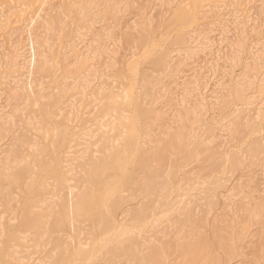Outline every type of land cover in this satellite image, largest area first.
Returning a JSON list of instances; mask_svg holds the SVG:
<instances>
[{"label": "bare ground", "instance_id": "obj_1", "mask_svg": "<svg viewBox=\"0 0 264 264\" xmlns=\"http://www.w3.org/2000/svg\"><path fill=\"white\" fill-rule=\"evenodd\" d=\"M66 1L69 27L59 14L43 15L47 0L27 6L14 0L7 9L13 14L0 9V50L6 55L0 88L14 83L4 94L16 103L15 116L0 110V264H254L256 253L247 258L236 243L257 225L249 246L259 247L264 258V44L249 53L246 43L247 29L258 34L264 0H207L202 12L199 0L173 8L167 24L182 28L174 30L175 43L146 56L152 71L141 81L138 65L126 64L127 83L117 86L107 75L117 69L109 47L121 5L131 0ZM174 1L143 0L140 9L152 4L166 14ZM153 22L152 16L134 26L139 44L155 45ZM100 23L103 32L95 29ZM237 29L238 39L222 55L221 44ZM43 47L48 57L40 54ZM222 58L225 76L238 67L242 76L220 88L227 95L219 93L208 106L201 95L215 87ZM197 59L206 62L205 73L178 87L184 68ZM35 74L49 84H36ZM98 80L103 83L95 88ZM173 90L181 95L173 97ZM238 105L243 109L231 112L232 123L216 136L229 113L209 120L206 113ZM12 126L16 136L1 150ZM86 144L75 156L74 148ZM192 163L209 177L196 198L190 194L198 174L184 173ZM245 169H252L248 179L240 175L220 199L206 236L203 227L219 206L224 177ZM7 212L17 222L12 231L3 222Z\"/></svg>", "mask_w": 264, "mask_h": 264}, {"label": "rangeland", "instance_id": "obj_2", "mask_svg": "<svg viewBox=\"0 0 264 264\" xmlns=\"http://www.w3.org/2000/svg\"><path fill=\"white\" fill-rule=\"evenodd\" d=\"M24 1V2H23ZM31 0H22V2H23V4L25 3V5L28 3V2H30ZM39 2L41 1V0H38ZM130 1V0H129ZM142 1V2H141ZM141 1H138V0H135V2H133V3H135L134 5H131V3H132V0L130 1L131 3H129V5H126V1H124L123 3H122V5H121V7H122V10H124V12L122 13V18L119 20V22L118 23H115V25H113V26H115V36H116V41L114 42V44L113 45H111L110 47H109V50H110V48L112 49V50H115L116 51V54L115 55H112L113 57H116V58H114L113 60L115 61V69H116V67H117V69L116 70H112L111 71V73L112 74H107L108 76L109 75H112V77H110L109 76V78L108 79H111L110 81H112V84L113 85H115V86H117V85H119V84H121V85H124V84H126L127 82H126V80L127 79H125L127 76H128V73H127V71H126V64H132V63H135V64H137L138 65V67H139V71H138V74L140 73L141 74V76H140V74L138 75V77H141V78H139L138 80H140V79H143V78H145L144 77V75H146V74H148L149 76L151 75V71H152V67H151V65H150V63H149V59H146V56L148 55V54H152V53H154L155 51H157L158 50V48H163V47H169L170 46V44H173V43H175V39H174V37H175V31L174 30H181L182 28H180V26H177L175 29H174V27L173 26H171L170 27V25L169 24H167L168 22H169V20H170V18H171V15H172V13H171V11L173 10V8H176V7H178V6H182L183 4L184 5H186V4H188L187 6H189V4H190V2H191V0H175L174 1V3L171 5V10L170 11H167L166 12V14H164V12L162 13L161 12V10L160 11H158V9L157 8H155V9H153L154 8V5H150L149 7H147L145 10H144V12H142V10L140 9V6H143L141 3H143V0H141ZM145 1V0H144ZM14 0H12V1H10V0H6V1H1L0 0V9H2L3 11H8L7 9H9V7H11L14 3ZM66 0H47V4L44 6V10L46 11V12H44L43 13V15H45V13H48V12H52V13H54V14H59L61 17H60V19L62 20V22H64L63 23V26L65 25V26H67V27H69L70 26V21H71V18L73 17L72 16V14H70V13H68L67 12V10H66V7H65V5H66ZM209 2L210 1H207V0H199L198 1V4L200 5V7H199V11H203L204 9H206L207 7H206V5L207 4H209ZM32 3V2H31ZM97 3V1H95V4ZM30 4V3H29ZM27 6V5H26ZM38 6V2H36V4H35V8ZM33 9H34V7L33 8H31L30 10H28V11H26V12H29L28 14H31L32 12H33ZM256 9H258V11H259V8H256ZM257 10H256V12H258ZM14 12H16V11H14V10H10V11H8V13L7 14H13ZM160 12V13H159ZM51 13V14H52ZM259 13V12H258ZM257 13V14H258ZM53 14V15H54ZM259 15V14H258ZM153 16V19H154V22H153V29H152V34L154 35V46H153V43H147V44H145V45H142V44H139L138 43V35H139V28H137L136 30L134 29V26H136L137 24H138V22H139V19L140 20H143V19H147V18H149V17H152ZM264 16V15H263ZM263 16H261V18L259 19V20H261V21H263V23L262 22H260L259 20H258V23H257V25H259L260 27L258 28V34H255V33H250V30L249 29H247V31H245V32H247V35H248V37H247V41H246V43H247V45H248V47H247V49H248V52L249 53H252V51L254 52V51H257V50H260L261 49V47L263 46V44H264V19L262 20V17ZM155 17V18H154ZM56 18V17H55ZM262 23V24H261ZM169 25V28H171V29H167V26ZM95 29L97 30V31H100V32H103L104 31V29L102 28V24L100 23V24H97L96 26H95ZM239 29V28H238ZM237 29V31H235V34H234V36H233V33L234 32H230L229 34H231V35H229L228 36V39L229 40H232V41H229V40H227V43H225V42H223L222 44H221V46H220V48H219V50H220V53L223 55H225V56H227V53L230 51V49L233 47V45H230V46H228L229 44H231V42H234V41H236V38L238 39V36L240 35L239 33V31L240 30H238ZM249 33V34H248ZM237 34H239V35H237ZM128 36H130L129 38H128ZM57 37V36H56ZM236 37V38H235ZM126 41V42H125ZM127 41H129L128 43H127ZM156 41V42H155ZM229 43V44H228ZM251 49H250V48ZM177 48V47H176ZM181 47L179 46V49H180ZM0 51H2V50H0ZM217 51V50H216ZM113 53H115V52H113ZM0 63H1V66H0V70H2L3 72H4V69H1V68H3L4 66L2 65L3 64V59H4V57L6 56L5 55V52H0ZM40 54H42L43 56H49V49L48 48H45V47H43L41 50H40ZM61 54V53H60ZM249 56H248V54H247V58H248ZM201 59V58H200ZM200 59H197V61L198 60H200ZM223 59V58H222ZM116 62H117V64H116ZM196 62V61H195ZM248 62V59L246 60V63ZM190 63V62H189ZM188 63V64H189ZM196 63H194V64H192V63H190L186 68H184V72L179 76V79L177 80V82H178V87H181L180 85L182 84V83H184V84H186V83H188V82H190V81H192L193 80V78H194V76H195V74L196 73H198V72H202V73H205V66H206V62L204 61L203 62V59L201 60V62L200 61H198V63L195 65ZM117 65V66H116ZM217 67H215V69H216V75L214 76V84H215V87L213 88V86L211 85V87H209L208 88V91H207V93L206 94H202L201 95V97L204 99V101L207 103V105L208 106H210L213 102H214V99H215V97L218 95H220L219 93H223V92H225V91H220V88H226L227 86L229 87V86H232V85H234L235 83H237L239 80H240V78H241V76H242V72H243V69H242V67H238V68H235L234 70H233V73L231 74V75H228V76H225L226 75V73H228V64H227V61L225 60V59H223V60H220V61H218V63H217ZM3 66V67H2ZM190 67V68H189ZM225 70V71H224ZM114 71H116V73H121L122 75H124L123 77L124 78H122V76H121V74H119V75H117V76H119L120 78H122V79H120L121 81H119L118 79L119 78H117L116 76V78H114L113 77V73H114ZM3 72H1L0 71V74H2ZM224 72V73H223ZM144 74V75H143ZM225 74V75H224ZM5 75L4 74H2L1 75V78H3ZM59 75L57 74V77H58ZM107 76V77H108ZM147 76V75H146ZM229 77V78H228ZM106 78V77H105ZM114 78V79H113ZM113 79V80H112ZM115 79H117V80H115ZM124 79H125V81H124ZM33 80H34V82L37 84V83H43L42 84V86H45L46 85V83L47 82H49L48 80H47V78H45V77H43V75H41V74H35L34 75V78H33ZM106 80V83H105V85H110V81L109 80H107V78L105 79ZM105 80H104V82H105ZM122 80H123V82H122ZM7 81L8 80H6L5 81V83H7ZM100 80H98L96 83H95V85L97 84H100V82H101V84L103 83L102 81L103 80H101L100 82H99ZM107 81H109V83L107 82ZM115 81H118V83H116ZM141 81V80H140ZM99 82V83H98ZM120 82V83H119ZM2 83H4V79H3V81H2ZM13 83V82H12ZM10 83H8V85H9ZM14 84V83H13ZM12 84V85H13ZM49 83H47V85H48ZM229 84V85H228ZM7 85V86H8ZM11 84L9 85V86H12ZM97 85H96V87L95 88H97ZM7 86H2L0 89H1V95L3 94V96H1V98H2V101H1V106L3 107H1L0 108V110H2V112L6 115H4L2 112H0V115H1V113H2V115H3V117L5 116V117H8L9 115L10 116H13L15 113H14V110L16 109V103L14 102V101H11V102H7V101H5V97L7 96V94H8V90H7ZM94 87V86H93ZM227 87V88H228ZM94 88V89H95ZM4 90V91H3ZM47 89H45V88H43V90H40L42 93L41 94H44L45 95V91H46ZM50 90V89H49ZM212 90H216V92H217V94H215L214 95V93L213 94H211V91ZM6 91H7V93H6ZM47 92H48V90H47ZM46 92V93H47ZM4 93H6V96H5V94ZM173 97H175V98H177V96H180L181 95V91L180 90H173ZM158 95H161V93L159 92L158 93ZM225 95H227V93L225 92ZM224 94H222V95H220L221 97L223 96V98H224V96H225ZM217 96V97H218ZM220 96H219V98H217L218 100L220 99ZM163 100H165V102H163V104H166V102H167V100H168V97L167 98H163ZM263 104H258L257 106H255V107H253V108H257V107H261ZM240 105H238V106H229V107H231V108H227L225 111L226 112H224V113H221L220 111L218 112V111H210V112H207L206 113V119L207 120H209L210 118H212L214 115H219V114H221V115H224V114H228L227 115V117H226V119L224 120V121H222V123H221V130H219L215 135L217 136V135H222L223 136V134H224V130L225 129H227L229 126H230V124L232 123V120H233V118L236 116V114H233V115H231V112H233V111H235V110H238L240 107H239ZM241 109H243V108H240L239 110H241ZM36 110V108H33V111H35ZM218 113V114H217ZM15 116V115H14ZM4 117V118H5ZM18 119L19 118H14V124H15V122H16V124H17V121H18ZM17 127V126H16ZM12 128H13V130H12ZM14 129H16L14 126H12L11 127V130L8 132L9 134H7L6 136V138H4L2 141H1V144H2V147H1V150H4V149H7V147H9V145L12 143V141H13V139L12 138H14L13 136H16V133H13V131H14ZM223 130V131H222ZM12 131V132H11ZM14 132H16V130L14 131ZM220 141H221V144L223 145V143H224V141H225V137H222L221 139H220ZM88 144H86V145H84V146H82V147H78V148H74V152H77V154L75 155V156H78V155H81L82 154V152H83V149L85 148V146H87ZM240 146V145H239ZM236 148H238V145H237V147ZM245 148V147H244ZM81 150H82V152H81ZM261 160V159H260ZM198 165H195L194 163H192V164H189L186 168H185V172L184 173H186V174H188V173H190V172H194V171H196L195 173H197L198 174V177H197V179H196V184H195V186H194V191H192L191 193L192 194H190V196L191 195H194V198H196V197H198L199 196V194L198 193H202V188H204V187H202L201 186V182H204V181H206L209 177H208V175L204 172V171H201L200 172V169H199V167H197ZM256 166L254 167V168H252L253 169V171L254 170H256ZM252 169H245L244 171H241V172H237V174L235 173V175L234 176H232V177H230L229 179H226L225 180V177H224V180H223V185L224 186H222V188H220L218 191H217V197L219 198V206H217L216 207V209H215V211H214V213L211 215V216H209V218H208V220L206 221V224H202L203 226H205L206 225V227H203V229L205 228V230H206V236H209L210 234H212V228H211V222H212V220L214 219L213 217H215L216 215H218V213H220V207H222V203H220V199L221 198H225V196H227L228 195V193H229V191H230V189L238 182V179L240 178L239 176L240 175H242V177H243V180H246V179H248V176H249V174H250V170H252ZM198 172H200V174L198 173ZM205 174V175H204ZM256 175H257V178H259V173L258 172H256ZM183 177V175H180L179 176V179H181ZM242 180V181H243ZM256 195V194H255ZM184 205H185V203H181L178 207H179V210H181L183 207H184ZM175 212H178V210L177 211H175ZM176 214V213H175ZM10 216H14V215H12V214H9L8 212L7 213H5L4 215H3V222H4V224L6 223V226H8L9 227V230L10 231H12L13 229H14V226L17 224V222H13V221H9V218H10ZM217 217H215V219H216ZM213 222H214V220H213ZM215 224V222L212 224V225H214ZM209 226V227H208ZM259 226H262V225H257V226H255V227H253V228H251L250 230H249V232L248 233H246V235L243 237L242 236V238H241V241L240 242H238V243H236V247H237V250L238 251H240V252H242V254H245V256L247 257V258H249V257H252V255H253V253H254V255H255V253H256V256H254V257H256V259H254V262L257 264H264V258H262L261 256H260V252H258V250H260L259 249V247H257L256 246V248H258V250H256L257 252H254L255 250H252V247L251 246H249L250 244H252V243H250V241H251V239H250V236H248L249 235V233L251 234V232H253V231H255V230H257V228H259ZM263 226H264V224H263ZM204 231V230H203ZM205 233V232H204ZM209 233V234H208ZM253 233H255V232H253ZM252 235V234H251ZM257 234L255 233V236H256ZM250 252H252V255H250L251 253ZM248 253H249V255H248ZM261 253H263V252H261ZM264 254V253H263ZM249 257H248V256ZM260 256V258H259V256ZM245 257V258H246ZM258 259V260H257ZM242 260V259H241ZM243 261V260H242ZM251 261V263H253L252 261L253 260H250ZM1 263V262H0ZM242 264V263H244V262H240V260H234V261H232L230 264ZM254 263V264H255Z\"/></svg>", "mask_w": 264, "mask_h": 264}]
</instances>
